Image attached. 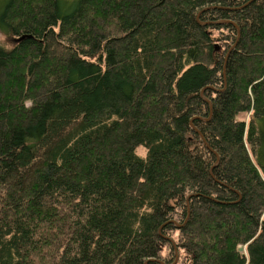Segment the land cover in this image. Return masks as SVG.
Listing matches in <instances>:
<instances>
[{
    "label": "trees",
    "instance_id": "obj_1",
    "mask_svg": "<svg viewBox=\"0 0 264 264\" xmlns=\"http://www.w3.org/2000/svg\"><path fill=\"white\" fill-rule=\"evenodd\" d=\"M0 33V264H264V0H0Z\"/></svg>",
    "mask_w": 264,
    "mask_h": 264
},
{
    "label": "rangeland",
    "instance_id": "obj_2",
    "mask_svg": "<svg viewBox=\"0 0 264 264\" xmlns=\"http://www.w3.org/2000/svg\"><path fill=\"white\" fill-rule=\"evenodd\" d=\"M13 37H10V36H6L2 33H0V44L3 45V46H6V47H10L14 41V39H12ZM239 119L240 120H244L246 123H248L249 121V115L248 114H241L239 116ZM137 154L140 155V156H144L145 155V150L143 147H139L137 150H136ZM241 251L245 252V248H240Z\"/></svg>",
    "mask_w": 264,
    "mask_h": 264
},
{
    "label": "water",
    "instance_id": "obj_3",
    "mask_svg": "<svg viewBox=\"0 0 264 264\" xmlns=\"http://www.w3.org/2000/svg\"><path fill=\"white\" fill-rule=\"evenodd\" d=\"M24 38H26V36H21V37L15 38L14 41L17 42V41H20V40H22Z\"/></svg>",
    "mask_w": 264,
    "mask_h": 264
}]
</instances>
